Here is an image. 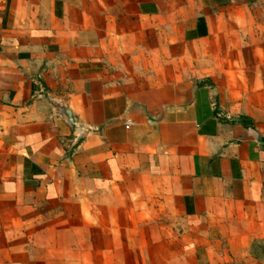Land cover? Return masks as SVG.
I'll list each match as a JSON object with an SVG mask.
<instances>
[{"label": "crops", "instance_id": "obj_1", "mask_svg": "<svg viewBox=\"0 0 264 264\" xmlns=\"http://www.w3.org/2000/svg\"><path fill=\"white\" fill-rule=\"evenodd\" d=\"M0 264H264V0H0Z\"/></svg>", "mask_w": 264, "mask_h": 264}, {"label": "rangeland", "instance_id": "obj_2", "mask_svg": "<svg viewBox=\"0 0 264 264\" xmlns=\"http://www.w3.org/2000/svg\"><path fill=\"white\" fill-rule=\"evenodd\" d=\"M174 48H175V58H177L179 60L181 59L182 54L184 53V51L188 52L187 48H184L183 46L179 45L176 42H175Z\"/></svg>", "mask_w": 264, "mask_h": 264}, {"label": "built area", "instance_id": "obj_3", "mask_svg": "<svg viewBox=\"0 0 264 264\" xmlns=\"http://www.w3.org/2000/svg\"><path fill=\"white\" fill-rule=\"evenodd\" d=\"M125 124H126V125H125V128H127V126H128L130 123H129V121H126Z\"/></svg>", "mask_w": 264, "mask_h": 264}]
</instances>
